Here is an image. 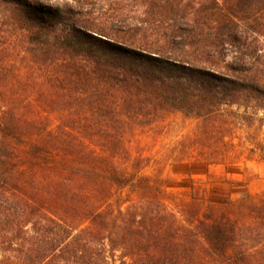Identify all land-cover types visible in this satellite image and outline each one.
<instances>
[{
	"label": "trees",
	"instance_id": "1",
	"mask_svg": "<svg viewBox=\"0 0 264 264\" xmlns=\"http://www.w3.org/2000/svg\"><path fill=\"white\" fill-rule=\"evenodd\" d=\"M124 2L0 0L33 70L0 46V264H264V194L174 211L116 162L165 112L264 109V0Z\"/></svg>",
	"mask_w": 264,
	"mask_h": 264
},
{
	"label": "rangeland",
	"instance_id": "2",
	"mask_svg": "<svg viewBox=\"0 0 264 264\" xmlns=\"http://www.w3.org/2000/svg\"><path fill=\"white\" fill-rule=\"evenodd\" d=\"M124 1V5L129 4ZM5 16L0 4V46L11 53L8 58L15 68L29 73L33 70L22 52L23 32ZM50 114L53 125L59 114ZM218 126L229 128L222 138ZM124 146L126 153L116 157L117 164L157 178L170 210L188 201L194 190L215 204L246 194H264V109L252 102L223 106L221 115L212 119L176 110L165 112L148 125L128 126ZM7 205L13 214L14 207ZM113 254L114 264L119 263L120 252Z\"/></svg>",
	"mask_w": 264,
	"mask_h": 264
}]
</instances>
